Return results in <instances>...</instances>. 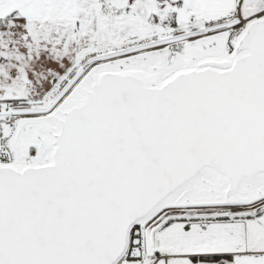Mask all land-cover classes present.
Listing matches in <instances>:
<instances>
[{
    "label": "snow or ice",
    "instance_id": "obj_1",
    "mask_svg": "<svg viewBox=\"0 0 264 264\" xmlns=\"http://www.w3.org/2000/svg\"><path fill=\"white\" fill-rule=\"evenodd\" d=\"M0 264H264V0H0Z\"/></svg>",
    "mask_w": 264,
    "mask_h": 264
}]
</instances>
